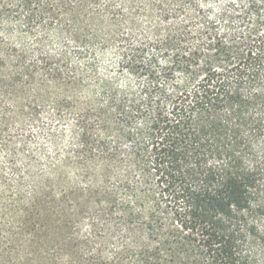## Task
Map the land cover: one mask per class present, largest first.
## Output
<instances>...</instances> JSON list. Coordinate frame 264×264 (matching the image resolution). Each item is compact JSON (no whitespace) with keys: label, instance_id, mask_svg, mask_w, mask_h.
<instances>
[{"label":"trees","instance_id":"obj_1","mask_svg":"<svg viewBox=\"0 0 264 264\" xmlns=\"http://www.w3.org/2000/svg\"><path fill=\"white\" fill-rule=\"evenodd\" d=\"M186 2L0 0V264H264L262 19L220 35ZM50 33L118 46L139 87ZM65 113L71 141L43 124L35 147Z\"/></svg>","mask_w":264,"mask_h":264},{"label":"rangeland","instance_id":"obj_2","mask_svg":"<svg viewBox=\"0 0 264 264\" xmlns=\"http://www.w3.org/2000/svg\"><path fill=\"white\" fill-rule=\"evenodd\" d=\"M186 9L192 10L196 8L200 12L196 16L202 17L211 21L215 30L220 35H230L232 37H239L245 32H251V27L255 19H262L261 24L255 31L257 34H264V0H186ZM177 15V20L182 19V14ZM176 19V18H175ZM250 30V31H249ZM254 32V31H253ZM10 42H23L27 46L33 45L36 41V35L30 34L19 36L13 33L12 36H6ZM4 36L0 35V39ZM21 38V39H20ZM43 49L49 54L57 55L64 49H68L72 63L76 65L87 66L94 63L97 73L103 77L110 79L115 85L124 86L132 85L137 89L141 83L140 79L132 77L125 73L120 75L119 62L121 54L118 46H113L103 51H97L94 54L86 53L82 56L74 44L67 43L66 39L59 40L55 34L50 33L45 35L43 41ZM55 90V88H54ZM57 91V90H55ZM43 124L46 127H52L54 132L61 136L62 144L68 143L72 139V129L74 126V116L65 113L62 118L57 121H51L48 114L41 117L39 126L33 125L30 130L34 133L35 139L33 140L34 146L48 145L49 140L46 132L49 129H43ZM47 143V144H46Z\"/></svg>","mask_w":264,"mask_h":264}]
</instances>
